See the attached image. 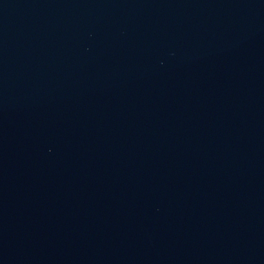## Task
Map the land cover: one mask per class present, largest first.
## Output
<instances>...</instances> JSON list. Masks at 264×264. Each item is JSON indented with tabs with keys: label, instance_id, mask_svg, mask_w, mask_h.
<instances>
[{
	"label": "water",
	"instance_id": "95a60500",
	"mask_svg": "<svg viewBox=\"0 0 264 264\" xmlns=\"http://www.w3.org/2000/svg\"><path fill=\"white\" fill-rule=\"evenodd\" d=\"M0 264H264V0H0Z\"/></svg>",
	"mask_w": 264,
	"mask_h": 264
}]
</instances>
